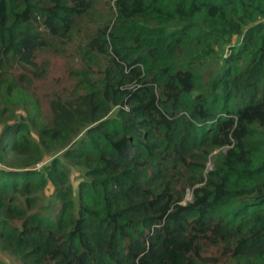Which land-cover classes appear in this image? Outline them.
Listing matches in <instances>:
<instances>
[{"label": "trees", "instance_id": "16d2710c", "mask_svg": "<svg viewBox=\"0 0 264 264\" xmlns=\"http://www.w3.org/2000/svg\"><path fill=\"white\" fill-rule=\"evenodd\" d=\"M96 1L0 0V96ZM108 1L79 51L93 83L50 100L38 140L28 119L0 124V251L21 264H264V0ZM54 149L76 188L60 160L37 168Z\"/></svg>", "mask_w": 264, "mask_h": 264}, {"label": "rangeland", "instance_id": "374dc122", "mask_svg": "<svg viewBox=\"0 0 264 264\" xmlns=\"http://www.w3.org/2000/svg\"><path fill=\"white\" fill-rule=\"evenodd\" d=\"M111 17L110 2L108 0L96 1L92 12L75 27L72 41H54L50 49L37 52L34 66L31 65L26 69L20 68L17 73L25 75V82L18 84L16 90H11L14 93L13 98L8 97L10 95L7 96L5 93L1 94L0 124L13 117L21 121L28 119L26 121L30 124V136L38 140L39 125L48 123L51 119L50 100L52 98L71 99L72 95L83 91V87L86 86L85 81L90 85L95 80L97 67L88 61H82L79 51L81 45L83 48L85 47L86 42L91 39L96 29L102 28L107 19ZM228 52L230 49H225L223 54L227 55ZM90 71L95 73L89 76ZM55 149L52 154L44 156L37 168L41 170L53 159L60 160L64 171L69 176L70 183L73 188H76L79 170L62 158L60 150ZM225 150L226 148L223 147L212 151L206 163V170L212 168L213 162L220 158ZM53 192L54 186L49 182L48 186L36 194L37 202L33 210L40 212L49 207ZM190 199L191 191L186 189L185 201ZM50 211L51 209L44 213L53 216ZM0 259L4 264H21L15 257L2 251H0Z\"/></svg>", "mask_w": 264, "mask_h": 264}]
</instances>
